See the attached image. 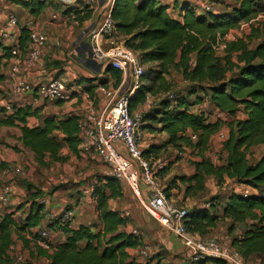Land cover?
Returning a JSON list of instances; mask_svg holds the SVG:
<instances>
[{
    "label": "trees",
    "instance_id": "16d2710c",
    "mask_svg": "<svg viewBox=\"0 0 264 264\" xmlns=\"http://www.w3.org/2000/svg\"><path fill=\"white\" fill-rule=\"evenodd\" d=\"M13 1L35 17L46 5L36 0ZM233 1L234 4L227 6L226 11L205 14H196L184 2L179 5L178 18L175 19L167 12L168 8L159 5L156 0H114L110 17L116 33L124 36V47L137 55L140 65L147 66L139 78L137 92L129 100L131 114L145 101L147 93H153V89L164 94L169 92L166 76L171 70L180 72L188 83L184 96L171 95L172 100H161L157 108L140 117L141 122L146 123L145 129L166 135L161 145L149 144L143 150V157L156 161L167 146L189 148L199 158L189 162L195 173L190 178L170 180V184L178 180L186 182L185 195L202 190L207 176H213L217 185H221L226 177L256 190V194L231 192L222 207L223 218L231 223L229 231L236 224L243 225L242 236L235 242L238 246L232 245L244 260V257L264 254V152L256 162L251 163L247 158L251 147H264V23L259 25V29L252 30V35L259 33L260 37L252 49L242 39L228 41L224 50L227 54L220 58L216 55V48L229 34V28L233 29L239 22L250 21L258 13H264V0ZM27 40L28 31L22 27L18 47L23 48ZM0 50L3 52L0 58L9 57L10 47L0 45ZM232 54L237 56L236 63L230 59ZM105 73L117 83L122 80V73L118 70L106 67ZM84 81L92 83V80L83 78L77 84ZM145 83L149 85L145 86ZM204 92L209 95L211 106L233 118L228 124V137L222 145L226 158L221 166L214 165L206 156L211 138L222 127L221 121L209 122L205 112H193L191 109L205 99L204 94L201 96L203 100L199 96ZM39 112L40 108L27 105L12 106L11 113L1 108L0 130L19 129L23 148L29 150L36 163L43 168L48 167L49 161L66 162L67 158L60 156L65 147L78 155L79 118L74 115L45 117L39 116ZM239 112L244 114V118L234 119ZM32 116L40 120L38 126L27 125V118ZM170 184L164 189L165 194L170 190ZM37 192H34L35 195ZM90 196L95 201L102 229L95 233L93 231L98 229L96 224L71 229L69 222L60 225L48 222L45 228L61 230L65 238L51 246L41 238L39 240L37 232H30L37 255H46L51 250L50 264H151L131 259L125 252L126 249L140 247L142 241L132 233L118 232L119 226L125 225L127 220L108 208L109 200L122 197L121 184L114 178L103 176L91 186ZM43 208L44 205L33 199L29 202L26 215L18 222L10 212L0 217V264L10 262L8 253L13 244V234L40 226ZM216 220L206 208H192L184 217V226L189 233L204 236L215 227ZM18 238L26 247L31 242L22 238L21 234ZM40 244L46 249H42ZM215 264L226 263L216 260Z\"/></svg>",
    "mask_w": 264,
    "mask_h": 264
},
{
    "label": "crops",
    "instance_id": "0c3cea01",
    "mask_svg": "<svg viewBox=\"0 0 264 264\" xmlns=\"http://www.w3.org/2000/svg\"><path fill=\"white\" fill-rule=\"evenodd\" d=\"M21 1L27 2L29 0H21ZM36 1L45 2L46 4L43 10L41 11V13L37 17L32 16L28 12V10H26L24 7H22L20 4H17L13 0H0L1 28H6L7 25L6 15L8 13H12L13 15H15L16 19L18 20L19 26L24 27L26 26V24H29L31 22L37 28H40L41 30L47 32L48 35V41L46 43L45 48L43 49L41 61L38 66L34 68H29L25 65L22 57L19 59L20 61L19 79L23 81L25 80L32 82L47 78H57L55 77L54 74L56 73V71L60 70L62 71V74L58 76V78L65 81L68 85H71V87L74 88L75 92L70 102L63 104L56 103L53 105L44 104L43 102H40L31 96H19L14 94L10 90V84L6 78V71H7L6 65L7 62H9L10 60V55H9V57L0 58V109L3 107L5 103H9L12 106H16V107L27 105V106H31L32 108H40L39 116H45V117L55 116L57 118H60L58 117L56 112L53 113L52 115L47 114L46 111L48 106H53L54 111L61 110L62 111L61 114L68 113V115L66 116H69V115H74V114H69L70 111L80 112L82 114L87 113V111L90 109V102L92 101V103L94 104L96 99L98 101L97 103H100V105H102L105 98L103 94L100 92L98 86H100L101 84L100 82L102 83L104 82L99 80L98 78L92 80V78H90L92 76H90L89 73L86 72L87 70L83 71V69L88 68L90 64L91 65L94 64L98 67L100 66L98 64H95L92 60L89 59L87 50L85 52L79 51L77 55L75 54L76 55L75 58H72L71 46L74 45L75 40H80V34L84 35L86 31L96 27L102 21L104 16L103 14L107 11V8H109V6L111 5V1L113 2L114 0H84V1H78L75 5L68 7L63 6L59 4L57 1L53 0V2L56 3L57 8L52 7L50 4L47 3V1H51V0H36ZM88 1H91L90 6L86 4ZM75 9H79V10H75ZM178 12L179 10L175 9V13H177V15ZM260 15L264 16V13H259L254 19L259 17ZM249 22L250 21H247V23ZM229 32H233L232 28H229ZM116 34H120V33L118 32ZM16 40L18 41V38ZM80 44L82 46L87 47L86 45L87 40L80 42ZM1 46L9 47L10 42H4L1 44ZM2 55L3 52L0 50V57ZM85 55H87V57ZM82 59H84L85 61L84 63L81 62ZM88 69H91V66ZM92 71L94 72V70ZM105 74L109 75L107 73ZM83 78L87 80L91 79L92 83L88 81H84L83 83L78 85L77 82ZM94 85L97 86L94 87ZM131 87L132 84H129V87L126 88V91L131 90ZM124 90L125 89L120 88L121 92ZM204 102H206V99L200 102L199 105L192 107L193 112H195V110L198 109L199 106L203 105V107L205 108L208 107L212 112L211 115L206 114L209 122H213L215 121V119H217L220 120L222 123V127L220 128L219 132L216 133L211 138V143L208 152L213 148L215 144H221V149H222L223 142L227 139L229 134L228 124L231 123V121H233V118H231L229 115H224L223 113L217 111L210 104H205ZM136 110L137 108L133 112H135ZM200 111L204 112V109L202 110L198 109L197 112ZM82 114H80V116ZM74 116L79 117L78 115H74ZM243 118H244V114L239 112L237 113L234 119L238 120ZM39 124H40V120L37 117L32 116L27 118V125L29 127H35L38 126ZM147 132H148V136L152 139L155 137L156 133H158V136L163 135V137H165L164 141L166 140L165 133H159L150 130H148ZM14 135L15 138L13 137ZM20 137H21L20 131L15 127L2 128L0 130V169L17 168L23 174L22 167L20 165H17L18 163L20 164L22 159L19 160L17 158L16 159L13 158L10 154L11 150L7 148V146L13 147L17 145V147H21L22 149H25L22 146ZM11 143L15 145H11ZM150 144L153 143L151 142ZM255 147H251L249 149L248 154L254 153ZM257 147H262V146H257ZM144 148L142 150H145ZM208 152L206 156L208 155ZM92 156L98 162H100L96 158V156L94 155ZM193 156L195 155L193 154ZM222 158L225 161L226 154L223 151H222ZM260 158L261 157H259L256 161L260 160ZM197 160H199L198 157L195 160L190 158V162ZM209 160L211 163L217 166H221L224 164V161L221 164H219V161L216 162L212 159ZM168 168H169L168 171H166V173L163 175V178L166 180H171L173 178H190L195 173L194 167L191 166L189 162L187 163V165H185L183 159L176 160V162L170 164ZM15 177L16 175L14 174L11 175L10 181H13ZM224 180L225 182L234 183L233 184L234 188H238L234 190V193H236L235 191L238 192L240 188L241 192H244V194H256V190L246 185H239L226 177L224 178ZM212 181H216V179L213 176L205 177L203 181L202 190L197 191L195 194L191 192L192 194L190 193L188 195H185V190L188 187V184L186 182H181L178 180L175 182L177 184L171 185L170 190L166 193L167 195L168 194L176 195V198L177 199L181 198L180 201L184 202L186 205H188V203L191 202V199L194 197L202 199L201 201H198V199H196V201L192 202V204H189L190 206L189 209H186L187 211H189L192 208H204L209 206L210 208L218 209L216 205L217 203L215 202L216 194H217L216 191H213L212 193L209 192L210 195L206 196L207 190L209 186H211ZM10 183H11L13 196L10 204L7 207L0 206V217L5 212H10L13 213V219L16 222H18L20 219L24 218V216L27 213L30 202V199H27V196L29 195V193H31V191L27 190L26 185L25 187H20L19 183L16 182H10ZM95 183H92L91 186H93ZM121 189H122V197L114 200H109L108 208L113 212L119 213L121 217H125L127 220V223L125 225L119 226L118 232H125L128 234L132 233L133 235L138 236L142 241V245L140 247L130 248L125 250V252L130 256V258L138 262L149 261L151 262V264H185V256H186V252L188 251L186 247V243L178 236H176L174 233H172L169 229L160 225L157 222V220L149 213L145 203L140 198L134 196L127 188V186L121 184ZM47 200L42 211L43 219L40 223V226L34 229H30V231H24L22 233H19L21 234L22 238L31 241L28 245L33 246V248H31V250L33 249L34 252V254H31V257H33L31 261L32 264H43L42 261L39 260L38 258H42V256H46V255L47 257L45 258L47 259H45V262L47 264H50L51 260L49 258V255L52 254V251L49 250L46 255L38 256L34 248V242L32 241L29 233L37 232L38 234L40 230L46 229L43 227L46 226L45 223L49 215L54 211H58V210L61 211L63 209L62 208L63 204L68 205V203H70L71 205H73L70 209L72 212V217L69 221V227L71 229H75L79 226H91L92 224H96L98 227V229L97 230L95 229L93 232L96 233L98 230L102 229V225L98 221V213L95 207L96 206L95 201L92 199L90 195H85L83 197H80L78 202H55V201L48 202ZM218 215L219 216H217L216 214V217H219V220H224L230 223V220H228L227 218H223L222 209ZM230 226L231 223L225 229V232H223L222 230L219 231L217 229L220 227L219 224L216 223L215 227L211 228L206 235L204 236H200L198 234H192V235L194 238H198L203 241L215 239L224 243L236 245L237 243L235 242L238 241L242 236V231L244 230V228L243 225L236 224L232 227V231H229ZM238 228L241 229V231H239ZM19 234L12 235L15 248H19L20 247L19 244H21L20 243L21 240L18 238ZM64 238H65L64 235L61 233L60 235L56 236V238L51 242L50 245L55 246L56 244L64 241ZM17 239H19L20 242ZM11 248L13 249L12 246ZM41 248L46 249L44 248V246ZM24 252L27 254V252L29 251L24 250ZM10 256L11 253H9V258Z\"/></svg>",
    "mask_w": 264,
    "mask_h": 264
},
{
    "label": "built area",
    "instance_id": "2783aa9c",
    "mask_svg": "<svg viewBox=\"0 0 264 264\" xmlns=\"http://www.w3.org/2000/svg\"><path fill=\"white\" fill-rule=\"evenodd\" d=\"M63 6H73L78 1L84 0H55ZM91 5V1L86 3ZM112 5V1H111ZM103 14L102 21L94 28L85 32L87 39L88 57L102 69L110 67L122 73V83L117 90H111L98 86L104 95V102L96 111L92 101L90 109L82 118L78 119L79 150L89 153L106 166L107 174L126 185L129 190L140 198L146 205L149 213L163 227L169 229L186 243L188 251L185 256V264H215L216 260L224 261L226 264H245L241 255L232 244L219 240L203 241L194 238L184 226V217L187 213L185 208H178L167 198L164 188L156 178L157 172L163 168L159 161H153L143 157L140 147L142 132L137 127L140 118L129 112V100L142 75L143 67L139 64L137 55L123 45L114 43L116 30L110 17V8ZM212 10L205 7L206 13ZM6 28L0 27V45L10 42V60L6 65V78L10 84V90L19 96H31L44 104L67 103L73 98L75 92L60 78H47L38 81H23L19 79L20 61L22 57L25 65L34 68L39 65L43 49L48 41L47 32L37 28L31 22L26 24L28 40L23 48L17 45V38L22 28L18 24L15 15H6ZM228 34L217 46L216 51L224 48ZM228 42V41H227ZM75 53V52H74ZM84 63V59L81 60ZM129 77L132 84L131 90L121 92L120 88L125 86ZM7 113L12 112V105H3ZM20 175L22 172L17 168H5L0 170V206L7 207L12 199L11 175ZM89 190H85L90 195ZM45 205L46 200L39 202ZM72 217L71 211H65L61 215H49L48 222L65 224ZM61 230L44 229L39 231L38 236L46 243H51ZM41 246H44L40 244ZM27 257L18 256L10 264H30Z\"/></svg>",
    "mask_w": 264,
    "mask_h": 264
},
{
    "label": "rangeland",
    "instance_id": "374dc122",
    "mask_svg": "<svg viewBox=\"0 0 264 264\" xmlns=\"http://www.w3.org/2000/svg\"><path fill=\"white\" fill-rule=\"evenodd\" d=\"M157 3L165 8H168V13L170 14V16H172L173 18H178L177 13H175V9L179 10L178 7L180 4L186 2L187 4H189L192 9L194 10V12L196 14H205L206 12L204 11L205 7H209L212 10H210L209 12L212 13H217V12H222V11H226L227 6L233 5L234 1L233 0H156ZM48 4H50L52 7L57 8L56 3L53 2V0L51 1H47ZM75 10H79V9H75ZM259 14V13H258ZM264 23V16L260 15L259 17H257L256 19H251L249 23H247V21H241L238 23L237 27H234L232 29L233 32H229L230 39L231 41L236 40V39H242L250 49H252L253 47H255V45L260 41V37L258 36L259 33L252 35V30L253 29H259V25ZM238 37V38H236ZM228 39L225 40V42L229 41V37H227ZM114 43H116L117 45L124 46V36L122 34H116L114 35ZM86 34L81 35L80 34V40H75L74 45L71 46V57L75 58V56L77 55V53L80 52H85L87 50V47L82 46L80 44V42L86 41ZM225 44H224V48L223 46H221V49L216 51V55L220 58H223L224 56H226L227 53L224 52L225 50ZM75 52V53H74ZM76 54V55H75ZM87 57V55H85ZM138 58V57H137ZM230 59L232 62L236 63L237 62V56L236 54H232L230 56ZM94 70V72L90 68ZM90 66L88 68L83 69L87 70L86 72L89 73L90 78H92V80H95L96 78H98L99 80L103 81L104 84H100L101 87L104 88H109L111 90H117L121 83V82L117 83L116 81H114L112 79V77L110 75H106L105 74V68L102 69L101 67H98L94 64H90ZM142 66V65H141ZM143 67V66H142ZM147 67V66H145ZM145 67H143V69H145ZM91 70V71H90ZM62 74V71L58 70L56 71V73L54 74L55 77H58ZM80 78V76H79ZM91 80V79H90ZM129 77L125 82V87H123V89H125L124 91L126 92V88L129 87V84H131V82H129ZM166 81L167 83L170 85V90L167 94H164L163 92H159L158 90L153 89V93H147L145 95V101L143 103H140L137 106V110L135 112H132L133 116H136L138 118H140L144 113L148 112L149 110L153 109V108H157L158 104L161 100L163 99H167L168 100H172V96L171 95H177V96H184V88L187 86L188 83H186L183 80V77L181 75L180 72L175 71V70H171L170 73L168 74V76H166ZM148 83H145V86H148ZM97 85H94V87ZM138 86H140V83H138ZM205 86V85H203ZM122 91V92H124ZM137 92V90H134L133 94ZM186 93V92H185ZM202 94H204L206 102H204L205 104H209V95L207 93H200L199 96L201 98V96H203ZM102 96V95H101ZM104 96V95H103ZM203 100V98H201ZM192 100V99H191ZM94 102V101H93ZM97 99L93 104V108L96 109V111L99 109V107L101 106L100 103H97ZM3 108V107H2ZM192 109V108H191ZM199 110L204 109V112L208 115H211V110L207 107H203V105L199 106L198 108ZM198 109L195 110V112L198 111ZM193 111V109H192ZM58 115V117H63L68 115V113H62L61 114V110H56L54 111V107L53 106H48L46 113L49 115H52L53 113H55ZM69 114H74V115H78L79 118H82L84 116V114L80 113V112H73L70 111ZM80 114H82L80 116ZM86 114V113H85ZM226 115V114H224ZM214 117V116H213ZM226 117V116H225ZM241 118V117H240ZM211 119V118H209ZM216 120V119H215ZM145 124L141 122L138 124V128L140 130V132H142L143 136H142V141L140 144V147L143 149H146L148 147V144H150L151 142L153 144H159L161 145L164 142L165 137H163V135H159L158 133H156L155 137L152 139L148 136V130L145 129ZM15 138V135L13 136ZM156 141V142H154ZM11 145H15L13 143H11ZM257 147V146H256ZM254 148V153L252 154H247L248 156V160L249 162H255L259 157H261L263 155L264 152V147H257ZM8 149L11 150V156L13 158H17V159H22V161L20 162V164L18 163L17 165H20L22 167L23 170V174L20 176H16L13 181L11 182H16L19 183L20 187H25V184L27 186L28 189L31 190V193H29V195L27 196V199L30 200H36V201H41V200H47L48 202H78L80 197H83L85 195H87V193H85V190H89L91 189V184L95 183L98 181V179L102 178L103 176H106L107 174V168L104 164L98 162L93 156L92 154L89 153H85V152H81L79 150V154L78 155H74L72 154L68 148H64L61 150L60 152V156L61 157H65L67 158L66 162H51L49 161V165L46 168L40 167L36 161L34 160L33 155L31 154V152L27 149H22L21 147H17V145L13 146V147H9L7 146ZM12 148V149H11ZM21 148V149H20ZM18 155V156H17ZM256 155V156H253ZM208 158L212 159L214 161H219V164H221L224 161V157L222 158V149H221V144H215L213 146V148L208 152ZM183 159L184 160V164L187 165L188 162H190V158L195 160L197 159V157L193 156V154L191 153L189 148L186 147H182L181 149H175L171 146H167L166 148L163 149V151H161V153L158 155V157L155 159L156 161H159L162 165L163 168L161 170H159L157 172L156 178L159 181L160 185L162 187H165L167 185L170 184V180H166L163 178V175L166 173V171H168V167L170 166V164L176 162V160L178 159ZM14 164V163H13ZM225 180L223 181V183L221 185H217L216 181H212L211 186H209L208 190H207V194L206 196H209L210 193H212L213 191H216V200L215 202L217 203V207L218 209H214V208H210L209 207H204L206 208V210L208 211L209 215L211 214L212 216L216 217L219 216L218 214L221 212V209L223 207L224 204V199L231 193L234 192V190L238 189V188H234L233 184L234 183H229V182H225ZM177 184V183H175ZM175 184H170L171 185H175ZM126 186V185H124ZM128 188V187H127ZM129 189V188H128ZM37 192V194L35 195L34 192ZM131 192V191H130ZM210 192V193H209ZM236 193L239 194H244V192H241V189L239 188L238 192L235 191ZM132 193V192H131ZM133 194V193H132ZM167 194V193H166ZM195 194V193H194ZM41 195V196H40ZM134 195V194H133ZM36 196V197H35ZM135 196V195H134ZM167 198H169V201L171 200V202L174 203L175 206H177L178 208H185V209H189V204H192V202L196 201V199H198V201H201V198H192L191 202L188 203V205H186L184 202H181L180 199L176 198V195H172V194H168L166 195ZM205 196V197H206ZM207 201V200H205ZM200 203V202H198ZM73 205H71L70 203H68V205L63 204L62 206V210L61 211H54L51 213V215H61L63 212L65 211H69L71 209ZM217 220L215 222V224H219L220 228H217L219 231H223L225 232V229L228 227V225L230 224L229 222H226L224 220H219V217H216ZM46 224V223H45ZM45 228V227H43ZM240 228V226H239ZM239 231H241V229H239ZM243 229V228H242ZM42 231V230H40ZM38 239L40 240V237L38 236ZM19 240V239H17ZM20 242V240H19ZM18 242V243H19ZM16 243V244H18ZM21 244L19 248H15L14 246V242L12 244L13 249L11 248L9 253H11L10 256V262L9 264L18 256H26L28 259V262L31 263L33 257H31V254H34L33 249L31 250V248H33V246H25L24 243L21 241ZM51 244V243H49ZM42 247V246H40ZM24 250H28L29 252H27V254L24 252ZM8 253V254H9ZM47 256H42V258H38L39 260L42 261L43 264H47L45 262V258ZM37 258V257H36ZM245 259V263L247 264H264V254H257V255H253V256H249V257H244ZM30 260V261H29Z\"/></svg>",
    "mask_w": 264,
    "mask_h": 264
}]
</instances>
